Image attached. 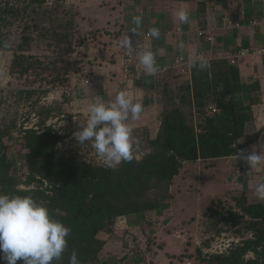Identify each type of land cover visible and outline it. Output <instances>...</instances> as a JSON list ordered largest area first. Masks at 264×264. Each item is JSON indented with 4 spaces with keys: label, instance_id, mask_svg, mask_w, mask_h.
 Listing matches in <instances>:
<instances>
[{
    "label": "trees",
    "instance_id": "16d2710c",
    "mask_svg": "<svg viewBox=\"0 0 264 264\" xmlns=\"http://www.w3.org/2000/svg\"><path fill=\"white\" fill-rule=\"evenodd\" d=\"M44 2L46 0H30L31 4L42 5ZM33 11L38 12L36 8ZM200 11L204 12L203 5ZM67 23L61 21L56 27L44 28V31L57 38V44L69 41V35L63 30L71 26ZM30 39V35L25 36L24 43ZM72 50L69 42L62 52L69 54ZM59 54L64 64L53 67L56 70L49 78L52 83L69 80L70 62L62 59L60 51ZM41 64L36 56L21 53L15 55L13 68L25 75ZM208 65L203 71L192 66L191 81L171 89L170 106L161 111L158 134L155 138L148 136V150L138 162L135 159L122 162L118 168L112 169L75 155L66 156L60 145L68 134L47 126L46 122L55 116V108L56 115L66 112L65 106L70 101L68 96H64L59 104L44 107L41 124L45 127L42 131L34 127L24 130L20 144L27 158L25 183L28 188H19L18 178L10 175L17 159L8 155L0 140V193L29 195L46 205L53 218L70 228L67 247L62 257L52 264H69L73 251L80 264H111L114 258L101 254L105 240L100 235L112 231L118 216L140 215L148 211L161 213L170 206L173 198L171 186L186 162L238 154L244 146L242 139L247 123L254 118L253 105L261 101L260 83L257 80L249 83L245 99H237L235 94L242 86L237 83L238 75L230 61L215 59ZM36 73L40 74L37 70ZM243 89L241 92L246 93ZM210 105H215L218 111L210 113ZM240 167L244 188L235 196L240 213L227 209L220 199L213 202L207 213L215 219V225H221L217 228L218 233L229 231L230 228H225L222 223L230 221V226L238 233L242 230L251 235L221 254L204 257L200 251L201 258L209 264H264V200L249 201L251 166L245 160ZM239 224H244V229L237 228ZM249 252H253L254 257L247 258ZM0 264L7 262L0 259Z\"/></svg>",
    "mask_w": 264,
    "mask_h": 264
},
{
    "label": "rangeland",
    "instance_id": "374dc122",
    "mask_svg": "<svg viewBox=\"0 0 264 264\" xmlns=\"http://www.w3.org/2000/svg\"><path fill=\"white\" fill-rule=\"evenodd\" d=\"M146 1L46 0L42 5H39L31 4L30 0H0V140L5 145L8 155L17 159L15 166L10 170V175L18 178L19 188H28L29 186L25 183L28 175L27 158L22 153L20 144L24 130L32 125L37 126L40 130L45 127L41 124L44 107L59 104L66 96L64 89L70 79L74 77L76 68L89 62V44L92 47L103 46L111 38L120 40V34L117 32L123 30L122 22L128 23L126 22L127 18H132L138 13L130 11L135 9L136 5L144 4ZM150 1L153 5L158 4L159 6L170 3L167 0ZM133 6L135 7L133 8ZM33 8H36L38 12L33 11ZM61 21L64 24L68 21L71 25L63 29L69 35V41L64 40L57 44V38L54 39L50 33L46 34L44 28L56 27ZM72 22L73 24H71ZM94 24L96 27L92 28ZM59 30L61 29L59 28ZM102 32L106 34V38L100 37ZM108 34H110L109 37ZM28 35L31 36V39L28 43H24L25 36ZM90 38L93 39L88 41ZM69 42H71L73 50L69 54H64L62 50H65ZM59 51L62 53V59L70 62L67 75L69 80L52 83L49 82V78L56 70L53 67L64 64L58 57ZM21 53L36 56L43 66L41 64L30 74L19 73L13 68V62L15 55ZM108 57L112 62L118 60L113 54ZM52 60L55 62L52 63ZM96 64L102 65L99 61ZM48 65L51 66L48 67ZM36 70L40 74L36 73ZM67 106L68 103L65 106L66 112L59 115H56L55 108L53 110L54 118L46 122L47 126L60 129L63 134H68V137L60 145L61 150L66 156L75 155L94 163H101L91 143L79 144L75 139L74 133L79 130L80 121L83 122L84 119L83 117L75 119L74 114L71 115L67 111ZM50 123L51 125H49ZM149 133L147 129H133V138L139 146L140 157L148 150ZM244 156L243 153L238 157L185 163L177 175L178 177L176 176L179 182L176 188L174 187V194L171 191L176 215L181 217L178 219V223L176 225L170 223L173 217L175 218L173 212L165 215L166 217L164 216L163 219L153 215L155 211H151V216H148L153 220L151 221L154 223L153 225L158 227L163 234L174 232L176 238L174 241L176 245L170 246V248L165 246L166 241L158 244L157 253H165V251L163 252L164 248H168V257L174 264H182L187 258L194 260L195 264H209L208 261L201 258V252L204 257L209 255L204 253V249L210 248L212 244L227 243L229 240L233 243V241H242L250 237V232L241 230L238 233L236 228L230 226V221L222 223V226L229 227L230 230L218 233L217 228L221 225H215V219L207 213L208 208L218 199L223 201L227 209L240 213L235 196L239 195L244 188L240 167L241 163L245 161ZM250 180L259 182L260 178L253 175ZM183 184L186 186L181 187ZM186 191H188L185 193L186 200H180L181 195ZM249 191L248 198H251V201L259 200L252 189L249 188ZM147 213L150 215V211ZM183 217L185 218L183 219ZM159 220L162 222L160 223ZM243 225L239 224L237 228L244 229ZM111 253L114 252L109 254L111 255ZM101 254L103 255V252ZM133 255L134 253H128L124 256L122 252H117L109 258H114L111 260V264H130L135 260ZM149 257L152 258L153 254Z\"/></svg>",
    "mask_w": 264,
    "mask_h": 264
},
{
    "label": "crops",
    "instance_id": "0c3cea01",
    "mask_svg": "<svg viewBox=\"0 0 264 264\" xmlns=\"http://www.w3.org/2000/svg\"><path fill=\"white\" fill-rule=\"evenodd\" d=\"M167 1L170 3L162 6L153 5L150 0H147L144 4H138L136 7L133 6L135 9L130 12H138L136 15H142L143 17L140 35L130 32L134 27L131 23V17L127 18L126 22L128 23L122 22L121 28L123 30L117 32L120 34V38L129 35L132 42L135 43L153 27L158 28L160 31L159 38H152L149 43L150 49L155 53L160 66L159 71L154 76H146L144 79L137 80L130 88L129 91L141 99L143 111L139 119L132 120L129 118L128 122L133 129H147L151 138L157 136L161 124V111L165 106H170L169 94L171 89H176L180 85L191 81L192 77L191 75L178 73L171 68V65L179 55L188 59L189 52L195 49L208 63L215 59H228L230 61L238 75L237 83L240 84L239 86L244 87L243 90H246V93L241 92V87L240 91L235 94L237 99H242L248 94L247 85L249 83L255 80L259 81L261 101L253 105L254 118L247 123L242 139L244 146L239 149L238 154L228 157H238L243 155V153L247 156L253 151L264 150V55L251 54L235 63H232L228 57L240 47L264 46V0ZM202 5L204 7L203 13L200 11V6L202 7ZM181 7H186L190 12L188 23H181L174 15ZM140 12L141 14H139ZM226 18L237 21L240 25L228 26ZM155 24L156 26H154ZM94 26L95 24L92 28ZM180 42L185 45L183 50L178 47ZM100 50L101 54L99 51L96 52L99 53V58H97L98 55H96V58L102 65L95 63L91 73L95 84L78 83L72 88L70 101L67 106V111L71 115H79V108L96 95L104 96L107 101L114 98L115 94L123 89L118 86L115 79L111 76L110 68L103 64V59L105 58L103 52L105 50ZM120 54L121 52L115 54L118 60L120 59ZM108 90L111 95H106ZM253 175L260 178V181H264V168L252 170L251 176ZM177 177L171 186L173 194L175 192L174 187L176 188L179 182ZM185 186L183 184L181 187ZM250 191H248V194ZM185 193H188V191L183 192L180 200H186ZM250 199L249 201H251ZM173 200L174 197L168 208L161 213L155 211L153 215L163 219L165 215L173 212L175 218L173 217L170 223L176 225L181 217L176 215ZM147 215L148 213L126 215L125 226L118 228L115 223L112 231L102 232L100 237L105 240V246L102 250L103 255L109 258L117 252H122L124 256L128 255V253H134L133 256L135 257H132L135 260L131 262L132 264H174L168 257V248H164L163 252L165 251V253H157V246L163 241H166L165 246L169 248L176 245L174 232L163 234L158 227L153 225L154 223L151 222L153 220L147 218ZM159 221L160 223L162 222V220ZM110 252L114 253L110 255ZM152 254L153 257H149ZM157 256L160 257L156 258Z\"/></svg>",
    "mask_w": 264,
    "mask_h": 264
},
{
    "label": "clouds",
    "instance_id": "9594fccd",
    "mask_svg": "<svg viewBox=\"0 0 264 264\" xmlns=\"http://www.w3.org/2000/svg\"><path fill=\"white\" fill-rule=\"evenodd\" d=\"M174 15L181 23L189 22L190 12L186 7H181ZM131 23L134 27L130 32L140 35L142 15L133 16ZM148 36L158 39L159 29H149ZM119 47L138 59L142 75L154 76L159 71L155 53L148 47L138 48L129 35L119 40ZM178 47L183 50L185 45L180 42ZM188 60L201 71L209 66L195 49L189 52ZM106 95H111L109 90ZM142 111L141 99L126 89L107 101L104 96L96 95L79 108L84 121L79 120L80 127L74 137L79 144L91 143L99 161L108 168L116 169L122 162L134 159L138 162L139 146L128 121L129 118L139 119ZM243 158L251 170L264 168V151L259 154L253 151ZM249 188L258 199L264 200V181L250 180ZM69 234L70 228L53 218L48 207L31 196L0 193V259L7 264H52L62 257ZM69 264H80L75 251Z\"/></svg>",
    "mask_w": 264,
    "mask_h": 264
},
{
    "label": "built area",
    "instance_id": "2783aa9c",
    "mask_svg": "<svg viewBox=\"0 0 264 264\" xmlns=\"http://www.w3.org/2000/svg\"><path fill=\"white\" fill-rule=\"evenodd\" d=\"M226 20H227L228 26H239L240 25L239 22L234 21L230 18H226ZM148 32H146V34L140 40H138V42H135V43L132 42V43L134 45L137 44L138 48H144V47L150 48L149 43H150V40L152 38L148 36ZM105 35L106 34H104L102 32V36H100V37L106 38ZM92 39L93 38H90L88 41H90ZM210 39L213 40L212 37H210ZM103 41H105V40H103ZM101 46L102 45L92 47L89 44V55H90L88 57L89 62L83 66H78L76 68V72L74 73V77H72V79H70L69 84H67L65 89H64V93L66 94V96L70 97L72 88L75 87L78 83H82V84H86V85H94L95 84L93 78L91 77V73H92V70L94 69L93 65L98 62L95 55H99V53H96V52L101 51L100 50ZM102 47L105 48L104 49L105 52H103L104 56H105V58L103 59V64H105L106 66H108L110 68V71L112 73L111 76L113 77V79H115V82L118 84V86L129 91L130 88L135 84V82L137 80H141V79H144L146 77V76L142 75V69H140L138 67V59L134 55L129 56L125 49L120 48L118 39L111 38V39H109L107 44H104ZM117 52H121L120 57H119L120 59L117 60L116 62H112V60H109L108 56L111 54L115 55ZM100 54H101V52H100ZM251 54L263 56L264 55V46H261V47H257V46H255V47H240L233 54L228 55V57L230 58L232 63H235V62H238V61L244 59L245 57H247ZM157 65H158V61H157ZM159 67L160 66L158 65V68ZM191 67H192V65L190 64L189 60L185 56H182V55L177 56L171 65L172 69L176 70L178 73L183 74V75H191ZM164 68H166V67H164ZM209 111H210V113H216L218 111V108L215 105H210ZM263 116H264V114H263ZM73 117L75 119H77L78 117H82V116L74 114ZM53 118L54 117H51L47 121H50ZM49 125H51V123ZM32 127L40 130L37 126H33V125L31 127H27L26 129L32 128ZM41 131H42V129H41ZM261 151H264V150H259L256 153L259 154ZM148 216H151V212H150V215H147V218H148ZM148 219H151V217ZM125 224H126V215L118 216L116 219V226L118 228H121L123 225L125 226ZM239 242H241V240L233 241V243L231 242V240H229L227 243L212 244L210 248H208L206 250L204 249V251H205L204 253L209 254V255L210 254H221V253L227 252L234 244H237ZM251 257H254L253 252H249L247 254V258H251ZM182 264H195V261L187 258L184 260V262Z\"/></svg>",
    "mask_w": 264,
    "mask_h": 264
}]
</instances>
